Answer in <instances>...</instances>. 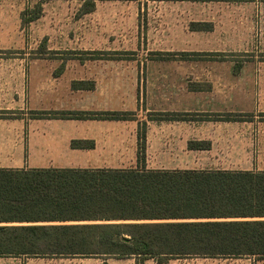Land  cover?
<instances>
[{"label":"trees","instance_id":"obj_1","mask_svg":"<svg viewBox=\"0 0 264 264\" xmlns=\"http://www.w3.org/2000/svg\"><path fill=\"white\" fill-rule=\"evenodd\" d=\"M191 29L210 32L213 26L194 22ZM155 55L189 60L206 54ZM74 88L84 89V83ZM31 113L49 119H136L129 112ZM145 132L142 122L139 156L145 153ZM72 147L94 143L74 140ZM0 257L264 260V170L0 169Z\"/></svg>","mask_w":264,"mask_h":264},{"label":"crops","instance_id":"obj_2","mask_svg":"<svg viewBox=\"0 0 264 264\" xmlns=\"http://www.w3.org/2000/svg\"><path fill=\"white\" fill-rule=\"evenodd\" d=\"M91 63L97 68L85 70L84 89H75V80L63 83L62 75L53 77L48 91L37 87V101L46 103L37 112H129L136 119L29 118L26 77L23 87L19 78V91L13 92L11 70L0 59V112H16L0 117V169L256 171L253 143L259 142L264 153V124L246 120L252 90L246 76L200 69L205 63L200 58L148 60L144 80L138 69L125 77L115 59ZM166 114L175 118L161 117ZM142 122L146 149L139 156ZM74 140L93 142L94 147L73 148ZM191 142L209 147L191 149Z\"/></svg>","mask_w":264,"mask_h":264},{"label":"rangeland","instance_id":"obj_3","mask_svg":"<svg viewBox=\"0 0 264 264\" xmlns=\"http://www.w3.org/2000/svg\"><path fill=\"white\" fill-rule=\"evenodd\" d=\"M91 1L0 0V59L11 70L13 92L19 91L20 81L23 87L26 77L28 108L33 110L27 111L29 118L46 106L37 101V87L48 91L53 77L61 75L63 83L75 80L74 87L85 70L97 68L91 61L98 57L117 60L125 77L138 69L144 80L146 63L157 52L195 49L206 54L199 57L205 61L200 69L233 71L251 81L246 120L264 124V0H96L95 8L87 12ZM194 22L210 23L213 30L192 31ZM254 145L253 168L264 170V153L259 142ZM0 264H264V260L179 258L159 263L137 258L0 257Z\"/></svg>","mask_w":264,"mask_h":264}]
</instances>
